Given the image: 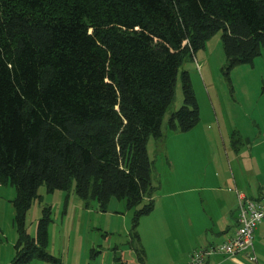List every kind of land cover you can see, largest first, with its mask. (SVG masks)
Returning a JSON list of instances; mask_svg holds the SVG:
<instances>
[{
	"label": "trees",
	"instance_id": "1",
	"mask_svg": "<svg viewBox=\"0 0 264 264\" xmlns=\"http://www.w3.org/2000/svg\"><path fill=\"white\" fill-rule=\"evenodd\" d=\"M227 69L264 48V0H0V183L15 189L18 223L10 264L45 251L49 210L36 236L23 227L43 185L105 211H133L131 237L154 206L147 141L162 138L178 69L215 33ZM166 126L199 120L188 74Z\"/></svg>",
	"mask_w": 264,
	"mask_h": 264
},
{
	"label": "rangeland",
	"instance_id": "2",
	"mask_svg": "<svg viewBox=\"0 0 264 264\" xmlns=\"http://www.w3.org/2000/svg\"><path fill=\"white\" fill-rule=\"evenodd\" d=\"M183 71L190 80L199 120L188 131H171L166 123L169 112L178 110L183 103ZM247 138L254 142L255 150L264 148V48L251 63L227 69L221 33L217 32L193 57L185 58L180 65L174 99L163 119L162 138L159 141L148 138L147 152L153 163L155 190L152 198L155 204L150 218L145 215L139 219L135 229L138 235L140 230L146 237L154 233L186 235L180 217V213L187 212L185 203L193 205L196 199L197 204L205 203V189L201 184L205 175L214 171V166L221 163V159L225 169L234 168L228 162L232 157L230 151L244 152ZM182 141H186L189 147H184L178 154L176 151L183 145ZM177 174L191 178L192 183L167 186L166 182ZM207 184L211 183L207 180ZM14 197V187L0 183V264H10L15 256L18 223L12 203ZM170 203L177 205L172 212L176 227L171 233L166 222ZM44 208H48L50 220L45 251H51V255L59 259V264H71L75 253H78L80 261L90 259L98 250L105 248L109 240L113 241V246H123L125 237L131 232L133 211L126 208L124 201L112 197L106 210L100 211L95 201L86 206L73 189L48 193L41 185L23 221V227L31 237L36 236L37 223L43 217ZM152 222L156 223L158 231H150L149 224ZM28 264L55 263L34 258Z\"/></svg>",
	"mask_w": 264,
	"mask_h": 264
},
{
	"label": "crops",
	"instance_id": "3",
	"mask_svg": "<svg viewBox=\"0 0 264 264\" xmlns=\"http://www.w3.org/2000/svg\"><path fill=\"white\" fill-rule=\"evenodd\" d=\"M181 143L183 145H180L176 151L178 154H181L184 147H189L186 141ZM245 143L244 152L230 151L232 157L228 162L235 169L232 167L230 170L225 169L223 159H221V163L214 166V171L205 175V180L201 183L205 189L203 196L205 203L197 204L198 199L193 203V205L197 204L196 207L185 203L187 212L186 214L180 213V217L186 235H157L154 233L146 237L140 230L141 234L138 235L136 232L137 239H132L129 233L124 239L123 246H113V241L109 240L105 248L98 250L90 259L80 261L78 253H75L72 255L71 264H187L194 250L220 244L233 236L238 226V195L255 199L264 186V148L255 150L254 142L248 138ZM198 151L200 152V148ZM191 180L189 177L184 178L177 174L171 177L166 184L167 186L172 184L171 187L180 183L189 185L192 183ZM207 180L211 184H207ZM192 191L187 190V192ZM172 193L178 192L172 191ZM176 206L173 203L168 204L166 222L170 227V233L176 227L175 215L172 214ZM153 211L154 206L145 217L150 218ZM149 225L150 231H158L156 223L152 222ZM149 247H151V252ZM253 249L256 263L249 262L244 254H238L232 259L222 255H213L204 264H264V222L260 223L254 231ZM47 253L52 256L51 251ZM55 259V264H59V259Z\"/></svg>",
	"mask_w": 264,
	"mask_h": 264
},
{
	"label": "built area",
	"instance_id": "4",
	"mask_svg": "<svg viewBox=\"0 0 264 264\" xmlns=\"http://www.w3.org/2000/svg\"><path fill=\"white\" fill-rule=\"evenodd\" d=\"M237 221L238 226L233 236L220 244L194 250L187 264H204L213 255L232 259L238 254H244L249 262L256 263L253 234L256 227L264 222V186L255 199L238 195Z\"/></svg>",
	"mask_w": 264,
	"mask_h": 264
}]
</instances>
